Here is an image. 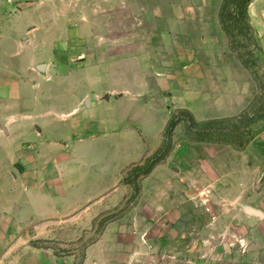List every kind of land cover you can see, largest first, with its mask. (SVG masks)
Segmentation results:
<instances>
[{
	"label": "rangeland",
	"instance_id": "obj_1",
	"mask_svg": "<svg viewBox=\"0 0 264 264\" xmlns=\"http://www.w3.org/2000/svg\"><path fill=\"white\" fill-rule=\"evenodd\" d=\"M25 1L40 5L6 13L0 31V117L17 129L0 140L5 264H264V0L248 7L251 32L237 29L249 68L221 25L224 0ZM86 96L93 106L74 111ZM182 111L195 124L176 127L132 200L124 177ZM205 127L207 141L190 140ZM24 142L41 153L32 177L17 172Z\"/></svg>",
	"mask_w": 264,
	"mask_h": 264
},
{
	"label": "trees",
	"instance_id": "obj_2",
	"mask_svg": "<svg viewBox=\"0 0 264 264\" xmlns=\"http://www.w3.org/2000/svg\"><path fill=\"white\" fill-rule=\"evenodd\" d=\"M253 0H224L220 11V22L230 39L231 49L236 53L237 57L242 61L246 67H250L249 59L237 45L236 34L238 27L242 30L251 32V26L248 19V7ZM255 42V38L251 37ZM256 44V42H255ZM189 118L192 124H195L194 116L187 111L180 112V115H175L170 119L164 135V141L159 150L150 157H147L143 164L135 165L124 177L123 183L132 185L134 192L131 199L135 200L140 194V187L138 180L141 177L150 175L153 170L162 162H164L172 151V136L176 127L185 119ZM196 137L190 138L191 141H207L212 132L206 127L204 129H195ZM247 131L238 130L235 134L236 140L239 143L244 142V137L248 135ZM220 141V140H217Z\"/></svg>",
	"mask_w": 264,
	"mask_h": 264
},
{
	"label": "crops",
	"instance_id": "obj_3",
	"mask_svg": "<svg viewBox=\"0 0 264 264\" xmlns=\"http://www.w3.org/2000/svg\"><path fill=\"white\" fill-rule=\"evenodd\" d=\"M33 4H39L40 5L39 2H27L25 0H0V31H1V27L3 25L4 17L6 15V13H8V12L11 13L12 11L17 12V11L23 10L27 6L33 5ZM41 31L43 33L45 32V30L43 28L39 27L38 25L37 26L33 25L32 27H30L28 29V34L29 35L31 34L33 36L36 35L39 38V36L42 34ZM39 32H41L40 35H39ZM28 40H29V38H28ZM43 49H45V46ZM29 66H30L31 70L34 71L41 80H46V81L52 80V76H53L52 75V64L49 61L42 60L41 57H33L31 62L29 63ZM0 75H1V68H0ZM12 76H13L14 80L10 82V91H12V94H14L16 98H18L20 95V91H19L20 90V88H19L20 82L17 79V77H18L17 72L13 71ZM0 97H1V95H0ZM104 100H110L109 96H106V98ZM82 102H83L82 108L79 107V105H80V102H79L78 106L74 109V111L78 110L80 112H83V111L90 109L93 106V102L91 101L90 96H86ZM99 102H101V101H99ZM99 102H97V103H99ZM12 118L13 117H11V116H6L7 120L4 121L0 117V140H3L4 138H10L12 136V134L16 132L17 129L14 125V122L11 121ZM34 126H35L38 134H41L43 132L42 128L38 124H35ZM133 132H135V134L137 135L135 128H133ZM137 136L139 138V135H137ZM2 143H3V141H0V145ZM25 143L26 142L23 143L24 144L23 148H26V149L24 151H22L21 156H23L25 153L26 154L28 153V154H31L32 157H30V159H28L29 162L24 163V166H22V164L20 162H17L16 163V167H18L17 172H20L27 177H29V176L32 177L31 175L33 172H31L29 174V173H27V170L29 168L33 167L35 162L39 159L41 153L36 147H34L32 145L31 142L26 143V147H25ZM1 148H2V146H0V149ZM139 155L133 156L129 160L128 164L131 161L135 160V158ZM9 156H10L9 162L12 163V159L14 156H13V154H11ZM0 163L2 164L1 161H0ZM161 164H159L158 166H160ZM28 166H29V168H28ZM154 170H153V172H154ZM15 177H16V175H15ZM8 211H9V206L7 205L6 201H4L1 198V195H0V234H2V229H6L8 227V225L6 224ZM1 236L2 235H0V246L5 244L7 241V236H2V237ZM7 255H8V253H4V254L0 253V264H5V260L7 259Z\"/></svg>",
	"mask_w": 264,
	"mask_h": 264
},
{
	"label": "water",
	"instance_id": "obj_4",
	"mask_svg": "<svg viewBox=\"0 0 264 264\" xmlns=\"http://www.w3.org/2000/svg\"><path fill=\"white\" fill-rule=\"evenodd\" d=\"M247 210L251 213H254V214H259L261 216H263V212L258 210V209H255V208H252V207H247Z\"/></svg>",
	"mask_w": 264,
	"mask_h": 264
}]
</instances>
